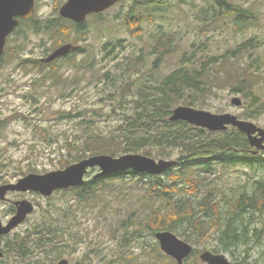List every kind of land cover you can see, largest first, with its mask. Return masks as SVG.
I'll return each instance as SVG.
<instances>
[{
  "label": "rangeland",
  "instance_id": "obj_1",
  "mask_svg": "<svg viewBox=\"0 0 264 264\" xmlns=\"http://www.w3.org/2000/svg\"><path fill=\"white\" fill-rule=\"evenodd\" d=\"M65 1L34 0L31 17L24 19L26 22L19 24L6 39L0 61V121L3 122L0 125V163L4 166L1 173L8 181L0 185L14 183L29 173L43 174L77 162L73 157L82 154L86 147L78 141L88 132L105 135L118 128L124 113L131 114L138 107V89L143 87L144 91L154 93L159 81L177 67L178 60L193 43H202V48L206 43L204 54L209 55L223 54L251 38L261 44L235 58L244 65V75L240 77L245 79L244 87L250 85V92L261 99L257 105L250 106L251 102L242 92H233L232 89H237L235 85H222L202 98V106L193 107L216 114L230 113L264 129V0H228L248 11V23L255 20L259 24L243 26L242 31H236L231 18L223 11L214 14L216 6L212 0H145L144 7L137 3L139 6L135 9H144L143 19L128 21L127 26L123 18L134 3L119 0L100 16L88 15L80 31H71L67 43L75 47L77 60L85 59L84 65L75 68L64 61L66 59H59L51 65V69L58 68L53 77L47 73L50 69L42 68L43 73L35 69L33 60L43 59L61 46H57V40L45 27L66 20L58 12ZM203 8L204 13L200 14ZM35 21L38 28L32 27ZM64 25L69 26V23L66 21ZM171 36V51L168 49L169 52L161 56L160 43ZM107 42L111 45L103 48ZM135 56H139L140 61L129 67V59ZM233 97L241 100L240 106L231 103ZM257 106L259 112L254 115ZM246 112L253 116H244ZM232 128L230 126L228 131ZM70 142L74 143L73 152L68 149ZM94 145L91 148L97 146ZM177 152V149L172 150L170 157H149L174 160ZM257 153L264 159V150L258 149ZM121 155L123 153L113 156ZM69 159L71 161L66 162ZM61 161L67 164L63 168ZM97 172V168L90 169L85 180H91ZM136 179L129 175L120 177L114 186L108 183L101 193L97 191L99 196L90 202L78 201L72 190L56 191L47 197L31 191L7 192L6 199L0 200L3 224L14 215L13 201L26 199L34 210L16 228L1 236L2 258L7 264H56L60 259H67L68 264H146L144 250L148 251L152 243L159 246L155 236L138 221L135 223L134 217L128 220L126 238L122 236L125 230H119L121 221L139 207L135 203L142 185ZM258 179H264V165L220 169L207 176L208 186L204 187V192L225 201L235 189L242 185L250 187ZM66 208L69 210L63 211ZM52 215L69 219L57 247H38L33 252L35 244L31 239V260L6 253V245L11 246L34 225ZM255 222L263 226L256 225L262 228L259 237L251 243L220 252L216 250V235L212 234L204 245H193L196 255H188L184 264H205L199 254L206 250L224 254L232 264H264V215H257ZM132 231L135 234L130 236ZM120 250L126 252L124 258H118ZM58 251L61 253H56Z\"/></svg>",
  "mask_w": 264,
  "mask_h": 264
},
{
  "label": "trees",
  "instance_id": "obj_2",
  "mask_svg": "<svg viewBox=\"0 0 264 264\" xmlns=\"http://www.w3.org/2000/svg\"><path fill=\"white\" fill-rule=\"evenodd\" d=\"M143 1L145 0H133L134 4L130 5L129 13L123 18L125 25L128 26V21L136 22L143 19L144 9L135 10L139 5L144 7ZM212 2L216 6L213 8L214 14H220L223 11L231 18V24L236 27V31H242L243 26L259 25L255 20L248 23L250 20L248 11L238 5H233L228 0H212ZM137 3L140 4L136 5ZM203 13L204 8L200 11V14ZM101 14L102 12L93 15L100 16ZM23 20L21 19L19 24L26 22V19ZM66 21L69 26H62V23ZM62 23L58 25L50 23L45 27L57 40V46L67 43L71 31L74 29L80 31L84 22L78 24L63 19ZM32 27L38 28V21L33 22ZM136 28L139 29L138 25ZM171 39L172 36L167 37L165 42L160 43L161 56L166 54L165 51L167 53L171 51ZM248 41L239 44L236 48L226 50L223 54L214 55L204 54L206 43H204V48L201 47L202 43H193L190 49L180 57L177 67L159 81L154 88V93L144 91L143 87L138 89V107L131 114L124 113L118 128L105 135L88 132V135L83 137L84 139L78 141L79 145L85 144L86 146L81 151L82 154L78 153L73 157V161H78L91 155L113 156L119 153L137 152L146 156L170 157L172 150L177 149V157L174 159L176 165L157 175L125 171L106 177H92L79 187L62 191L72 190L77 194L75 199L90 202L99 196L96 194L97 191L101 193L109 186L108 183L114 186L118 179L125 175L137 177L136 182L142 185L136 198L137 203H135L139 207L119 225V230L123 232L125 230V233H122L125 238L128 235V220L134 217L136 218L135 223L138 221L139 224L144 225L143 227L150 230L154 236L158 231H170L194 246L204 245L205 241L215 234L216 250L225 253L239 244L247 245L256 240L262 228L256 225L263 226V223L255 224L257 223L255 220L257 215H264V179L254 181L250 187L240 186L225 201H218L215 195L205 193L204 187L208 186L207 176L215 174L220 169L236 166L262 167L264 159L258 153L251 152L246 136L235 128L230 129L231 131L226 129L211 132L185 121H170L169 119L174 107L178 105L202 106V98L210 96L217 87H222V85H235L237 89L232 87L236 89H232L233 92H242L251 102L250 106L257 105L261 99L250 92V85L244 87L245 79L240 78L244 75V65L235 61V58L243 52L261 46L256 42L257 40L252 38ZM110 45L111 42H107L103 48ZM76 52V49H73L68 56L57 58L50 63H42V59H34V68L41 73L44 67L45 70L50 69L47 73L56 77L57 72L55 71L58 68L52 67L51 69V65L59 59H66L64 61L75 68L79 64L84 65L85 59L77 60ZM73 55L74 58H70ZM3 56L4 54L0 56V61ZM139 61V56L129 59V67ZM235 80L238 81L232 83ZM258 112L259 106L255 107L253 113L255 115ZM67 114L71 116V113ZM243 115L249 118L253 116L248 112ZM2 124L3 122L0 123L1 126ZM90 143L92 145H88ZM95 143L97 146L91 148L95 146ZM68 144L69 152H73L71 146L74 143ZM118 145L119 150H117ZM66 165L61 161L62 168ZM3 167V163H0V183L8 181L1 173ZM100 183H103V186L100 187ZM221 202H224V205H221ZM67 210L69 209L66 208L63 211ZM68 222L69 219H62L61 215L57 217L52 215L34 225L26 236L15 240L11 246L6 245L5 251L20 259L29 258L31 260L29 253L33 242L31 239L35 244L33 252L38 247L50 245L57 247L60 238L66 233ZM133 234H135L134 231L129 233L130 236ZM148 247L149 250L143 252L146 264H177L173 258L161 251L157 243H152ZM192 254L196 255L194 248ZM117 256L124 258L126 252L120 250ZM0 264H7L5 258L0 259Z\"/></svg>",
  "mask_w": 264,
  "mask_h": 264
},
{
  "label": "water",
  "instance_id": "obj_3",
  "mask_svg": "<svg viewBox=\"0 0 264 264\" xmlns=\"http://www.w3.org/2000/svg\"><path fill=\"white\" fill-rule=\"evenodd\" d=\"M118 1L66 0L60 6L58 12L62 18L75 23H82L88 15L103 12ZM33 12L34 0H0V56L4 53L7 37L19 24L20 19L29 18ZM74 48L69 43L63 44L43 58L42 62L50 63L69 54ZM231 103L240 106L241 100L233 97ZM169 119L170 121H185L212 132L224 131L232 126L246 135L249 144L255 148L254 153L258 149L264 150V129L257 127L253 122L239 119L230 113L216 114L192 106L178 105L172 109ZM174 165H176L175 160H156L138 153H128L118 157L106 154L93 155L72 163L63 169L43 174L29 173L14 183L1 184L0 200L6 199L7 192L31 191L47 197L56 190L81 186L85 183V175L92 168L98 169L94 178H99L125 171L157 175ZM13 205L15 212L8 222L3 224L0 220V258L3 257L1 236L16 228L34 210L33 204L26 199L13 201ZM155 238L161 251L173 258L177 264H183L193 250L190 243L183 241L170 231H158L155 233ZM199 259L205 264H232L224 254H216L209 250L202 251L199 254ZM56 264H68V260L60 259Z\"/></svg>",
  "mask_w": 264,
  "mask_h": 264
},
{
  "label": "flooded vegetation",
  "instance_id": "obj_4",
  "mask_svg": "<svg viewBox=\"0 0 264 264\" xmlns=\"http://www.w3.org/2000/svg\"><path fill=\"white\" fill-rule=\"evenodd\" d=\"M247 138V137H246ZM247 141H248V139H247ZM248 144H249V142H248ZM249 146L251 147L250 148V150H251V152L253 153V154H255L254 152H253V150H252V148H254L253 146H251L250 144H249ZM15 208V207H14ZM15 211V210H14Z\"/></svg>",
  "mask_w": 264,
  "mask_h": 264
}]
</instances>
